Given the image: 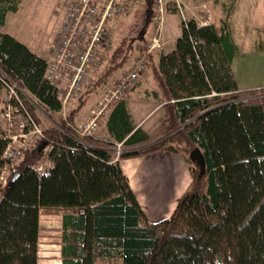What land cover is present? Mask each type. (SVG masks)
I'll return each instance as SVG.
<instances>
[{"label": "trees", "instance_id": "1", "mask_svg": "<svg viewBox=\"0 0 264 264\" xmlns=\"http://www.w3.org/2000/svg\"><path fill=\"white\" fill-rule=\"evenodd\" d=\"M20 1L0 0V26ZM145 26L143 19L140 41ZM133 38L123 37L104 53L87 94L126 64ZM237 51L228 18L219 25L190 19L157 65L147 55L156 87L147 95L162 102L164 137L119 158L169 151L195 166L171 216L151 222L107 149L113 143L78 138L68 127L66 120H74L86 103L84 94L64 120L59 88L43 78L46 59L0 33V70L53 120L43 126L28 106L52 145L48 170L34 171L41 155L36 147L18 164L14 180L0 181V264H38L42 215L60 218L61 264H264V89L258 97L255 90L237 91L231 71ZM3 82L0 74V96ZM105 128L125 147L149 139L135 128L125 99L113 104ZM6 144L0 131V173ZM195 147L205 160L202 176L189 158Z\"/></svg>", "mask_w": 264, "mask_h": 264}, {"label": "built area", "instance_id": "2", "mask_svg": "<svg viewBox=\"0 0 264 264\" xmlns=\"http://www.w3.org/2000/svg\"><path fill=\"white\" fill-rule=\"evenodd\" d=\"M139 1L141 0H63L64 16L58 37L46 60L43 78L59 88L62 109L58 114L64 120L66 108L85 87L92 85V80L101 67L103 55L110 49L109 20L124 15L131 4ZM168 6L177 10L182 23L187 22L179 0H152V17L160 24L154 36L146 43L145 55L136 58L131 69L120 73L111 84L104 86L87 114L79 115L82 118L77 116L73 123L66 120L78 138L97 139L99 125L108 117L113 104L127 97L131 87L148 66L147 55L161 47V23ZM0 74L4 80L0 96V131L7 140L0 173V181L4 185L16 173L24 155L46 140L43 127L28 110L29 106L35 113L39 111L42 114L36 98L19 81L2 70ZM121 145L115 143L114 152L118 156L122 153ZM51 149L52 145L47 142L40 151V159L33 168L36 173L43 174L48 170Z\"/></svg>", "mask_w": 264, "mask_h": 264}, {"label": "rangeland", "instance_id": "3", "mask_svg": "<svg viewBox=\"0 0 264 264\" xmlns=\"http://www.w3.org/2000/svg\"><path fill=\"white\" fill-rule=\"evenodd\" d=\"M179 1L181 3L186 21L193 19L199 25L209 23L219 25L222 20H227L228 18L233 37L234 39H237L235 40L240 50L238 51L239 54L243 52L261 53L262 51H264V34H262L264 33V0ZM217 1H219L221 4H219V6L216 8L217 3H219ZM62 2L63 0H22L19 13L20 19L14 20L15 22L13 21L12 23H14L15 26H18L19 29H22L21 27L24 23V26L27 27V36L32 33V36L34 37L37 35L39 39H46L43 37V34L46 33L48 36L52 35L53 37L57 28L60 26L61 19L65 12ZM153 15L152 3L148 5L145 0H141L135 4H131L128 11L124 15L113 17L111 20H109V51H111L112 48L118 47L119 41L123 37H135L132 40V42L134 43L132 47V53L130 54V57L126 64L122 67V70H120V73L126 72L131 69L134 60L140 56L145 55L147 49L146 43L151 37L154 36L156 28L160 24L159 21L153 19ZM143 19H145L146 21V31L144 33L143 40L140 41L138 38L140 37V32L138 33V30L141 27V21ZM181 24L182 18L180 14L174 7L168 6V10L166 13H164L161 23V47L156 51L162 52L167 49L169 45H172L174 43L175 39L181 34ZM258 37H260L259 39H261L260 42H258ZM254 41L257 43L254 44ZM142 47H145L144 52H140V49ZM153 54L154 52L152 53V55ZM147 60L149 59L147 58ZM113 81L114 80L111 79L109 81V84H111ZM153 86H155V81L153 79L151 64H149L148 61L147 69H144L143 73L140 75V78L136 81L133 88L129 92L130 94L133 91L129 103L134 104V102L139 101L140 97H144L146 95V93L144 92L145 89L150 90ZM90 87H85L82 90L81 94L78 95V98L70 102V104L68 105L69 107L67 106L68 108H66V117L68 109L76 107L79 103V98L82 97L83 94L85 97L83 96L82 99L85 98L86 104H91L94 99L98 98L103 90H99L98 88L95 89L94 92L87 94L86 91L89 90ZM255 94L258 97L262 94V92L260 91V89L255 90ZM157 100L152 99V103H156ZM149 106L147 105V107H139L138 110L134 113V117L136 120H138V122L142 120V124L144 125L143 127L149 129L151 137L150 140H155L160 129L158 121H160L164 109L158 108L151 110ZM37 116L39 117L43 126L51 123L49 119L41 115V112L39 111ZM79 118H82V116H80ZM53 119H55L54 121H56L57 118ZM67 120L70 121L69 119ZM76 120H71V122L73 123ZM103 124L104 123L101 121L96 135H101ZM120 148L121 152L130 150L127 147L123 148L121 146ZM114 150L116 151V148H114ZM190 167L194 168L195 166L190 165L189 169ZM40 225L41 232L38 240V264H61L59 252L61 242V223L59 216L42 215L40 218Z\"/></svg>", "mask_w": 264, "mask_h": 264}, {"label": "crops", "instance_id": "4", "mask_svg": "<svg viewBox=\"0 0 264 264\" xmlns=\"http://www.w3.org/2000/svg\"><path fill=\"white\" fill-rule=\"evenodd\" d=\"M21 4L22 0L20 1L16 12H9L6 14L4 22L2 26H0V33L10 34L18 41L24 43L32 52L47 60L50 56L52 45L58 37V32L63 17L61 19L60 26L57 28L53 37L52 35L48 36L46 33L43 34V37L46 39H39L37 35L34 37L32 36V33L27 36V27L24 26V23L22 24V29H19L18 26H15L14 23H12L14 20L20 19L19 13ZM219 4L221 3H217L216 8L219 6ZM232 38L235 44L238 46L236 42L237 39H234L233 34ZM259 38L260 37H258V42L261 41V39ZM256 43L257 42L254 41V44ZM173 48L174 43L172 45H169V47H167V49L162 52L154 51V54L151 55L153 66L157 65L160 54L168 53L172 51ZM238 51H240L239 47ZM238 51L235 53L231 60V71L237 87V91L264 89V51H262L261 53L243 52L240 54L238 53ZM145 69H147V67ZM120 70H122V68L116 70L111 76H109L108 79L98 87L99 90L104 89V86L106 84H109V81L111 79L115 80V78L120 74ZM155 89V86H153L150 90L145 89L144 92L146 93V95L144 97H140L139 101L134 102V104L129 103L133 91L128 94L127 98H125L126 106L131 115L135 128H141L149 138L147 143L134 144L127 147L132 151L143 149L148 145L156 143L164 137V112L161 115L160 121H158L160 129L155 140H150L151 137L149 129L143 127L144 125L142 124V120L138 122V120H136L134 117V113L138 110L139 107H147V105L149 106L150 104H152L149 106L151 110L162 108L161 101L156 99L157 102L153 104L152 99L154 100L155 98H153V96L147 95V92L154 91ZM96 99L92 101V105L89 103H85V105L77 113L76 117L78 115L87 114L88 110L93 106ZM42 115L52 121V119H50V117L43 112ZM106 121L107 118L102 120V122L104 123L102 127L103 129L101 131V135L98 133L99 136L97 135V140H101L104 142L110 141L113 143V147H108L107 149L110 151V153H112L114 159L119 162L121 170L126 176L129 186L133 191L146 217L151 222H159L161 220L169 218L175 209L177 199L189 188L191 183L190 169L183 156L180 153L176 152L157 151L136 157L121 159L114 152L115 143L118 142L109 137L105 128ZM121 146L123 148L125 147L123 145Z\"/></svg>", "mask_w": 264, "mask_h": 264}, {"label": "water", "instance_id": "5", "mask_svg": "<svg viewBox=\"0 0 264 264\" xmlns=\"http://www.w3.org/2000/svg\"><path fill=\"white\" fill-rule=\"evenodd\" d=\"M47 142L46 141H42L36 148V151L40 152L45 146H46ZM189 158L194 161L199 168V176H202L205 172V160H204V156L201 152V150L198 147H195L193 150L190 151L189 153ZM17 176V173H15L13 175V177L11 178V180H14V178Z\"/></svg>", "mask_w": 264, "mask_h": 264}]
</instances>
